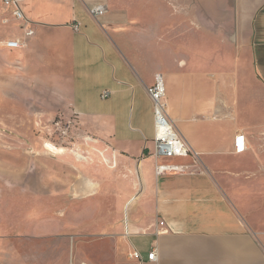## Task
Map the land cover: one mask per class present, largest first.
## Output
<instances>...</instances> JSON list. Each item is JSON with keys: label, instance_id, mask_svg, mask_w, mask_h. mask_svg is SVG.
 <instances>
[{"label": "crops", "instance_id": "1", "mask_svg": "<svg viewBox=\"0 0 264 264\" xmlns=\"http://www.w3.org/2000/svg\"><path fill=\"white\" fill-rule=\"evenodd\" d=\"M99 5L107 9L95 16L90 9ZM21 6L35 34L22 48L0 45L3 52L31 82L59 91L70 122L96 137L89 143L137 172L138 186L121 203L125 222L111 234V264H141L130 259L135 249L144 257L156 249L157 261L143 264H264V0H21ZM0 21L4 40L25 36L3 0ZM158 73L170 118L201 155L196 173L156 174L148 88ZM105 90L110 97H102ZM7 195L0 187V229ZM7 242L0 235V260Z\"/></svg>", "mask_w": 264, "mask_h": 264}, {"label": "rangeland", "instance_id": "2", "mask_svg": "<svg viewBox=\"0 0 264 264\" xmlns=\"http://www.w3.org/2000/svg\"><path fill=\"white\" fill-rule=\"evenodd\" d=\"M4 33L0 23V41ZM16 64L0 47V187L8 192L0 264H111V234L125 222L121 203L137 172L89 143L96 137L70 122L59 91Z\"/></svg>", "mask_w": 264, "mask_h": 264}, {"label": "built area", "instance_id": "3", "mask_svg": "<svg viewBox=\"0 0 264 264\" xmlns=\"http://www.w3.org/2000/svg\"><path fill=\"white\" fill-rule=\"evenodd\" d=\"M5 9L9 15L15 20L19 21L20 27L23 29L25 36L6 39L0 41V45L10 49L22 48L25 46L27 38L35 34L33 28V21L30 20L22 6L21 0H3ZM106 5H99L90 9V12L97 16L105 13ZM10 17L2 19L3 24H8ZM74 28L78 31L80 23H74ZM148 92L153 100V107L155 113V148L151 153L152 158L155 160L156 174L162 176L165 174H193L200 169V153L192 146L188 139L178 129L174 120L168 114V104L166 101V91L163 81V76L158 73L156 75L155 84L148 88ZM111 95L110 90H105L102 93L103 98H108ZM237 151L245 149L243 136L240 135L236 138ZM174 158H191L192 163H178L172 161H165L163 159ZM156 249L149 252L147 257L137 249L133 250L130 254V259L141 264L146 261H157ZM88 264V263H83Z\"/></svg>", "mask_w": 264, "mask_h": 264}, {"label": "bare ground", "instance_id": "4", "mask_svg": "<svg viewBox=\"0 0 264 264\" xmlns=\"http://www.w3.org/2000/svg\"><path fill=\"white\" fill-rule=\"evenodd\" d=\"M33 259V258H32Z\"/></svg>", "mask_w": 264, "mask_h": 264}]
</instances>
